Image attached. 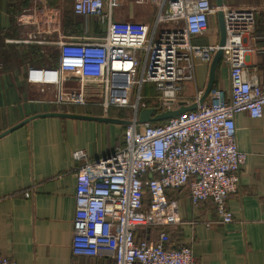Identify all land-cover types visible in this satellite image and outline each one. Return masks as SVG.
Wrapping results in <instances>:
<instances>
[{
  "label": "built area",
  "instance_id": "obj_1",
  "mask_svg": "<svg viewBox=\"0 0 264 264\" xmlns=\"http://www.w3.org/2000/svg\"><path fill=\"white\" fill-rule=\"evenodd\" d=\"M116 2L73 0V14L105 24L104 35L59 41L57 66L28 67L25 74L29 84L55 89L54 105H88L85 87L97 85L98 106L129 110L122 144L112 153L92 161L83 150L72 153L78 164L72 255L107 256L113 264H196L189 246H168L165 231L140 241L135 233L139 227L179 223L177 202L167 200L170 189L186 188L194 207L210 201L216 214L212 223L233 222L226 201L239 191L246 160L236 144L235 118L247 113L259 119L264 110V86L246 65L251 50L244 41L253 30L254 15L218 8L210 0H139L155 9L152 22H118L113 21ZM219 11L229 91L213 86L199 104L203 91L183 95L186 84L195 87L194 53L210 64L219 46H194L191 41L208 31L210 18ZM161 25L170 29L159 30ZM69 75L78 83L77 92L63 90ZM147 84L153 94L144 91ZM180 103L197 106L164 125L137 123L141 110L172 111ZM0 264L16 263L1 257Z\"/></svg>",
  "mask_w": 264,
  "mask_h": 264
},
{
  "label": "crops",
  "instance_id": "obj_2",
  "mask_svg": "<svg viewBox=\"0 0 264 264\" xmlns=\"http://www.w3.org/2000/svg\"><path fill=\"white\" fill-rule=\"evenodd\" d=\"M120 2L129 12L113 21L152 22L151 15L133 10V3L142 4L139 0ZM222 2L227 9L253 13L254 27L244 41L251 50L246 65L264 86V0ZM72 6L73 0H0V134L44 113L123 120L116 109L104 110L97 105L101 99L97 85L85 87L88 105L57 106L50 103L55 95L53 87L26 82L28 67H50L58 62L57 42L104 35L106 30L100 32L96 20L74 15ZM218 34L217 25H210L191 43L217 45ZM194 58L195 87L187 84L185 97H193L195 90L204 91L208 81L210 64L201 63L198 52ZM214 86L229 91L228 69L222 62L216 69ZM143 89L149 93L152 86L147 84ZM63 90L78 91L72 75ZM235 125L236 144L246 160L240 171L239 191L226 201L232 223H212L216 219L213 204L206 201L192 206L186 188L168 191L171 201L177 202L180 219L167 227L170 246H189L196 264H264V110L259 119L238 114ZM125 127L37 117L0 138V258L16 264H113L107 256L72 255L78 166L72 153L83 150L90 161L103 158L122 144Z\"/></svg>",
  "mask_w": 264,
  "mask_h": 264
},
{
  "label": "water",
  "instance_id": "obj_3",
  "mask_svg": "<svg viewBox=\"0 0 264 264\" xmlns=\"http://www.w3.org/2000/svg\"><path fill=\"white\" fill-rule=\"evenodd\" d=\"M214 5L218 8H220L223 5L222 0H214ZM216 21H217V27H218V33H219V39H218V46L219 49L216 51L214 54L212 61L209 65V74H208V81L207 85L203 91V95L199 100V104L203 103L206 98L209 95L210 90L214 86L215 82V76H216V69L221 62L223 52L221 50V47L225 43V28H224V21H223V14L221 11H219L216 14ZM179 108L176 110L172 111H164L160 113H155L154 109H144L141 110L138 114V119L137 123L138 124H152V123H158V122H164L167 121L171 118H174L178 116L179 114H182L184 112L192 111L196 109V103L192 105H185L183 103H180ZM41 117V118H48V117H54V118H67V119H78V120H89V121H97V122H102V123H110V124H118V125H123L127 126L129 125V121L127 120H119V119H112V118H98V117H89L85 115H77V114H71V113H44V114H39L36 116H33L31 118H28L19 124L15 125L11 129L3 132L0 134V138L5 136L6 134H9L13 130L25 125L29 121H31L34 118Z\"/></svg>",
  "mask_w": 264,
  "mask_h": 264
},
{
  "label": "rangeland",
  "instance_id": "obj_4",
  "mask_svg": "<svg viewBox=\"0 0 264 264\" xmlns=\"http://www.w3.org/2000/svg\"><path fill=\"white\" fill-rule=\"evenodd\" d=\"M117 5L116 6H114V8H113V18L114 19H117V18H121L122 16H126L127 15V13L129 12V8H128V6L127 5H124V4H122L121 2H120V0H117ZM132 8H133V10L135 11V12H139L141 15H144V16H146V15H151V18L153 19L154 18V13H155V9L152 7V6H150V5H148V4H141V5H139V4H134L133 3V6H132ZM153 15V16H152ZM151 20V19H150ZM210 25H216L215 24V19H211V21H210ZM96 28V27H95ZM98 30H100V32H104L105 30H106V27H105V24H100V25H98ZM170 29V26H165V25H161L160 27H159V30H161V29ZM219 35V34H218ZM215 38H216V40L218 39L217 38V35H215ZM186 86H188L187 84H186ZM99 87V86H98ZM99 89H100V87H99ZM100 91V90H99ZM98 90L97 91H95L93 94L95 95V96H97L98 95V93L97 92H99ZM144 93V95H146V93L145 92H143ZM149 94H153V91H150L149 92ZM96 100H98V98H96ZM96 102H98V101H96ZM116 111H118V112H116L117 114H119V116L123 119V120H127L128 121V119H129V110H116Z\"/></svg>",
  "mask_w": 264,
  "mask_h": 264
},
{
  "label": "trees",
  "instance_id": "obj_5",
  "mask_svg": "<svg viewBox=\"0 0 264 264\" xmlns=\"http://www.w3.org/2000/svg\"><path fill=\"white\" fill-rule=\"evenodd\" d=\"M210 2L212 4H214V0H210ZM215 24L217 25V21L215 20ZM209 26H210V22H209ZM58 63V62H57ZM57 63L53 64L52 66L50 67H55L57 66ZM221 64V62L219 63ZM167 121H164V122H158V123H152L151 125L153 126H160V125H164ZM125 129V128H124ZM168 191H173L172 189L168 190ZM168 191L166 192L167 194V200L168 201H171L172 199L168 196ZM148 202V197L145 196L143 198V204H147ZM160 231H165L168 236L170 235L167 231V227H164V228H160V227H139L135 233V240L136 241H140V240H148V239H151L155 236L158 235V233ZM168 246H170V236H169V242H168ZM171 247V246H170ZM174 248V247H173Z\"/></svg>",
  "mask_w": 264,
  "mask_h": 264
},
{
  "label": "flooded vegetation",
  "instance_id": "obj_6",
  "mask_svg": "<svg viewBox=\"0 0 264 264\" xmlns=\"http://www.w3.org/2000/svg\"><path fill=\"white\" fill-rule=\"evenodd\" d=\"M211 19H215L216 20V16H212L209 20V22L211 21Z\"/></svg>",
  "mask_w": 264,
  "mask_h": 264
}]
</instances>
